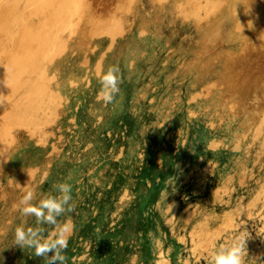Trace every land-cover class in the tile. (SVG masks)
Segmentation results:
<instances>
[{
    "label": "rangeland",
    "instance_id": "1",
    "mask_svg": "<svg viewBox=\"0 0 264 264\" xmlns=\"http://www.w3.org/2000/svg\"><path fill=\"white\" fill-rule=\"evenodd\" d=\"M174 1L71 0L75 8L56 19L50 7L0 0V20L11 26L0 23V71L35 12L26 29L41 27L43 44L9 90L25 97L35 84L28 116L1 133L0 150L14 138L27 165L10 167L11 155H0V264H46L14 245V233L56 231L21 215L19 202L28 191L34 205L60 198L59 183L71 185L75 210L57 224L84 221L81 206L93 218L66 252L69 264H211L237 238H246L242 264H264V0ZM111 66L122 83L105 105L99 80ZM65 67L71 73L60 75ZM108 160L117 173L99 188L93 174Z\"/></svg>",
    "mask_w": 264,
    "mask_h": 264
},
{
    "label": "bare ground",
    "instance_id": "2",
    "mask_svg": "<svg viewBox=\"0 0 264 264\" xmlns=\"http://www.w3.org/2000/svg\"><path fill=\"white\" fill-rule=\"evenodd\" d=\"M3 1V0H2ZM9 1H11V0H9ZM13 1V0H12ZM25 1H27L28 3H29V6H30V4L31 5H37V6H39V8H36V11L38 12V10H41V9H44V11H45V9H46V11H47V9H48V11L46 12V13H48V15L46 14V16H50V18L51 17H54V18H56L55 16H58V15H62V14H69L70 12V9H71V7H70V9H69V7H67V6H73L74 4L76 5V2H74V0H73V2H74V4L72 5L71 4V0H25ZM89 1V0H88ZM127 1V0H126ZM161 1V0H160ZM174 1V0H173ZM191 1V0H190ZM194 1H196V0H194ZM14 2H15V0H14ZM44 2L46 3V5L47 6H44ZM85 2V1H84ZM131 2V1H130ZM129 2V4H131ZM175 2V1H174ZM196 2H198V0L196 1ZM232 2V1H231ZM3 3V2H2ZM6 3V2H5ZM12 3V2H11ZM62 3H64L63 5H62ZM87 3V2H86ZM86 3H84V5L83 6H85V4ZM128 3V2H127ZM195 3V2H194ZM9 4V3H8ZM83 4V3H82ZM228 4V3H227ZM4 5V4H3ZM24 5V4H23ZM51 5V6H50ZM56 6L55 8L56 9H54L53 8V6ZM74 5V6H75ZM178 5V4H177ZM235 5V4H234ZM2 6V5H1ZM0 6V7H1ZM6 6V5H5ZM11 6V5H10ZM15 6V5H14ZM33 6H31V8L33 7ZM73 6V8H75ZM122 6V5H121ZM179 6V5H178ZM199 6V5H198ZM8 7V6H7ZM6 7V8H7ZM66 7V8H65ZM79 7V6H78ZM123 7V6H122ZM204 7V6H203ZM223 7V6H222ZM239 7V6H238ZM11 8V7H10ZM27 8H29L28 6H27ZM35 8V7H34ZM65 8V9H64ZM67 8L69 9V11H67L68 13H66L65 12V10H67ZM120 8V7H119ZM126 8V7H125ZM124 8V9H125ZM196 8H197V5H196ZM216 8H217V6H216ZM4 9V8H3ZM9 9V8H8ZM63 9H64V13H63ZM81 9H82V7H81ZM231 9V8H230ZM4 10H6V11H8L7 9H4ZM10 10V9H9ZM30 10V9H29ZM199 10V9H198ZM218 10V9H217ZM232 10V9H231ZM230 10V11H231ZM233 10H234V7H233ZM235 10H236V8H235ZM27 11V10H26ZM43 10H41V12H42ZM71 11H72V9H71ZM123 11V10H122ZM229 11V10H228ZM227 11V12H228ZM240 11V10H239ZM243 11V10H242ZM37 12H35L34 13V16H35V14L37 13ZM83 12V11H82ZM81 12V13H82ZM115 12V11H114ZM127 12V11H126ZM193 12H195V11H193ZM220 12H221V10H220ZM223 12H225V10L223 11ZM28 13V12H27ZM33 12H31V14H32ZM190 13H192V12H190ZM217 13V12H216ZM231 13V12H230ZM236 13H237V10H236ZM236 13H234V14H236ZM2 14H5L4 13V11L2 12ZM1 14V16H4V15H2ZM22 14H23V12H22ZM29 14V13H28ZM221 14V13H220ZM220 14H219V16H220ZM0 16V17H1ZM8 16V15H7ZM11 16V15H10ZM13 16V15H12ZM34 16H30L27 20H28V22L27 23H25V24H23V23H21V26H20V29L22 28V27H30V26H34V24L36 23L35 22V20H34ZM63 16V15H62ZM237 16V15H236ZM25 17V16H24ZM65 16H63L62 18H64ZM204 17V16H203ZM4 18H6L5 16H4ZM4 18L3 19H1L0 20V23L1 22H3V20H4ZM27 18V17H26ZM35 18H36V16H35ZM49 18V17H48ZM49 18V19H50ZM53 18V19H54ZM7 19H10L9 18V16L7 17ZM12 19V18H11ZM24 19V18H23ZM47 19V18H46ZM47 20L46 22L48 23V21H51V20ZM57 19V18H56ZM59 19H61V18H59ZM6 20V19H5ZM13 20V19H12ZM17 20V19H16ZM32 20H34V21H32ZM42 20V22H40ZM39 22L41 23V25H43V24H45V23H43L44 21H43V19H41ZM80 20V19H79ZM113 20V19H112ZM118 20V19H117ZM228 20V19H227ZM240 20V19H239ZM36 21H38V20H36ZM56 21V20H55ZM59 21V20H58ZM82 21V20H81ZM4 22H6V21H4ZM3 22V23H4ZM22 22V21H21ZM38 22V23H39ZM237 22H239L238 20H237ZM7 24L8 23H10V22H6ZM13 23V22H12ZM46 23V24H47ZM50 23H52V21L50 22ZM49 23V24H50ZM96 23V22H95ZM110 23V22H109ZM228 23H229V21H228ZM234 23H236V22H234ZM234 23H233V25H234ZM240 23V22H239ZM5 24V23H4ZM7 24H5V25H7ZM14 24V23H13ZM48 24V25H49ZM56 24V23H55ZM74 24H75V22H74ZM20 25V24H19ZM40 24H38V26H39ZM62 25V24H61ZM73 25V24H72ZM114 25V24H113ZM232 25V26H233ZM236 25V24H235ZM0 26H1V24H0ZM7 26H9V27H11L10 26V24H8ZM38 26H36L35 25V28H37ZM47 26V25H46ZM46 26H44L43 25V28H45L46 29ZM51 26H52V24H51ZM86 26V25H85ZM111 26V25H110ZM40 27V26H39ZM49 28H50V26H48ZM47 27V28H48ZM59 27V26H58ZM57 27V28H58ZM99 27V26H98ZM112 27H114V26H112ZM116 27V26H115ZM26 28H23V30H22V34L21 35H23V37H20V38H22V39H18L17 40V43H16V46H15V52L14 53H12L11 54V56H10V60H9V62L8 63H6L3 67V69H1V71H0V136H1V133L2 132H4V130L2 131V129L3 128H5L7 125H10V128H11V126L13 127V123H12V121L16 118H19L21 115H23V117H24V112H23V110L25 109V105H27L28 104V98L30 97H34V96H32L33 94H32V91L34 90V87H35V84H32L31 85V87L30 86H28V88H27V93H26V95H25V97H24V95H20V96H23L24 98H21V100H20V96L18 95V94H16V92H18L17 90L18 89H16L15 91H13V90H11L10 92H9V90L11 89V88H13V86L15 87V85L16 84H19L18 82H17V79H15L14 78V76L18 73V70H17V68L18 67H20L19 65H20V63H23V64H25L26 66H28V64H29V62H31V60L33 59V57H37L39 54V52L37 53V55H33V52L36 50L35 48L36 47H38L37 46V44H39V45H43V44H40V42H39V39H42V38H40V31L42 30V29H40V28H37V29H39L38 31H37V29L36 30H34V31H31V30H29V29H26ZM96 28V27H95ZM110 28V27H109ZM121 28V27H120ZM120 28H118V29H120ZM234 28H235V26H234ZM1 29V28H0ZM10 29V28H9ZM45 29L43 30V31H45ZM53 29V28H52ZM98 29V28H97ZM104 30H106V29H104ZM112 31H113V29H111ZM1 31H6L5 29H2ZM49 29H48V33H49ZM90 31H92V30H90ZM95 31H96V29H95ZM108 31V30H107ZM254 31V30H253ZM19 32H20V30H19ZM24 32V33H23ZM42 32V31H41ZM98 32V31H97ZM109 32V31H108ZM107 32V33H108ZM5 33V32H4ZM6 33H7V31H6ZM5 33V34H6ZM47 33V31H46V37H48V34ZM99 33V32H98ZM113 33V32H112ZM3 34V33H2ZM10 34V33H9ZM110 34V33H109ZM13 35V34H12ZM100 35V34H99ZM6 36V35H5ZM18 36H19V34H18ZM45 36V35H44ZM111 38V37H110ZM91 39V38H90ZM45 40H46V38H45ZM111 40V39H110ZM44 41V40H43ZM42 41V42H43ZM111 42V41H110ZM247 45V44H246ZM60 48V47H59ZM62 48V47H61ZM64 48V47H63ZM93 48V47H92ZM37 50H38V48H37ZM41 52H42V50H41ZM35 54V53H34ZM41 54V53H40ZM44 55V54H43ZM82 56V55H81ZM80 56V57H81ZM53 58V57H52ZM93 58V57H92ZM5 59L6 60H8L7 59V57H5ZM38 60V59H37ZM79 60V59H78ZM78 60H75L74 62H76V61H78ZM81 60V59H80ZM80 60H79V62H80ZM5 61V60H4ZM33 61V60H32ZM35 61V60H34ZM51 61V60H50ZM82 61V60H81ZM83 61H84V59H83ZM39 62V61H38ZM88 63V62H87ZM22 64V65H23ZM21 65V69H23L24 70V68L26 67L25 65H23L22 66ZM30 65V64H29ZM60 65V64H59ZM69 65V64H68ZM72 65H73V63H72ZM76 65H78V64H76ZM25 66V67H24ZM29 68V67H28ZM31 68V67H30ZM35 68V67H34ZM73 68H75L74 66H73ZM78 68V67H77ZM21 69H19V71L21 70ZM60 69V68H59ZM79 69V68H78ZM96 69V68H95ZM217 69V68H216ZM26 71V70H25ZM69 68L68 67H65V69H64V71L63 72H61V74L60 75H64V74H69ZM71 71H72V67H71ZM71 71H70V73H71ZM75 72V71H74ZM74 72H72V73H74ZM20 73V72H19ZM25 73V72H24ZM23 74V73H22ZM18 75V74H17ZM29 75V74H28ZM17 78L19 77V75L18 76H16ZM20 77H22V75L20 76ZM27 78V77H26ZM29 78V77H28ZM28 78H27V80H28ZM36 78V77H35ZM13 79L16 81H13ZM52 80V79H51ZM25 82V81H24ZM13 83H15L14 85H13ZM21 83V82H20ZM11 84L13 85L12 87H11ZM44 84V83H43ZM42 84V85H43ZM72 84V83H71ZM42 85H39L40 86V88H41V86ZM20 86H21V84H20ZM19 86V87H20ZM39 86H38V88H39ZM10 87V88H9ZM18 87V88H19ZM22 87H24L25 88V86H22ZM21 88V87H20ZM38 88H37V90H38ZM14 89V88H13ZM49 89V88H48ZM25 90H26V88H25ZM43 90H45V89H43ZM56 91V90H55ZM9 92V93H8ZM39 92V91H38ZM43 92V91H42ZM41 92V93H42ZM7 93V96L9 95V97L5 100V97H4V95ZM19 93V92H18ZM20 93H22V92H20ZM33 93H34V91H33ZM40 93V92H39ZM38 93V94H39ZM35 94H36V92H35ZM49 94V93H48ZM16 95H18V96H16ZM41 95H43V94H41ZM41 95H38V96H40L41 97ZM6 96V95H5ZM6 96V97H7ZM37 96V97H38ZM3 97H4V100H3ZM36 97V96H35ZM48 98V97H47ZM58 98V97H57ZM56 98V99H57ZM60 99V98H59ZM58 99V100H59ZM38 100V99H37ZM30 101V100H29ZM8 102V103H7ZM6 103L8 104V105H10V106H7V108L6 109H3L2 110V107H4L5 108V106H6ZM31 103V102H30ZM30 103L28 104V105H30ZM33 105V104H32ZM31 105V106H32ZM39 107V106H38ZM26 108H27V106H26ZM35 109V108H34ZM37 109V108H36ZM27 110H29V108L27 109ZM30 111V110H29ZM26 112V111H25ZM24 113V114H23ZM50 113V112H49ZM32 115V113H30L29 112V115ZM26 115V114H25ZM34 115V114H33ZM52 116H53V114H51ZM26 116H28V115H26ZM22 117V118H23ZM32 117V116H31ZM54 117V116H53ZM21 118V119H22ZM35 118V117H34ZM49 118V117H48ZM15 119V120H16ZM26 119V118H25ZM24 119V120H25ZM54 119V118H53ZM28 120H29V118H28ZM28 120H25V122H24V124H26V122L28 121ZM33 120V119H32ZM35 120V119H34ZM45 120V119H44ZM17 121V120H16ZM15 121V122H16ZM14 122V121H13ZM14 122V123H15ZM29 122V121H28ZM27 122V124H29ZM36 122V121H35ZM12 123V124H11ZM17 123V122H16ZM38 123V122H37ZM47 123V122H46ZM26 124V125H27ZM16 125V124H15ZM43 125V124H42ZM41 125V126H42ZM34 126V125H33ZM39 126V125H38ZM7 129V128H6ZM12 129V128H11ZM11 129H8V130H11ZM24 129V128H23ZM4 134V133H3ZM2 134V135H3ZM3 141H4V138L1 136V138H0V144L1 143H3ZM11 142L13 143V145L11 144V143H9L10 145H9V147L8 148H5V149H1L0 150V155H1V157L2 158H4L5 159V155H6V157L7 156H9V155H11L10 156V158H11V162H14V163H12V164H10V167L11 166H17V167H19V164H22V166L23 165H27V163L25 162V161H22L20 158V156H18V154H16V152H18L17 150H16V148H12L16 143H14V138L11 140ZM108 145H110V144H108ZM110 150V148H106V151H107V154H109V151ZM113 153H114V151H113ZM35 156H37V155H35ZM35 156H34V158H35ZM119 157V156H118ZM35 159H37V158H35ZM35 159H34V161H33V164L35 165ZM118 161H120V159L118 160ZM32 162V161H31ZM29 163V162H28ZM30 164V163H29ZM116 164V163H115ZM115 164H114V161L113 160H108L107 162H105L104 164H102L101 166H98L97 167V169H96V172H95V175L93 174V176L94 177H97V178H100L101 180H100V182H99V188H101L103 185H104V183H105V180H106V177L109 175V174H112L113 176L115 175V173H117V170H116V168H115ZM31 165V164H30ZM33 165V166H34ZM71 165V164H70ZM118 165V164H117ZM67 166V165H66ZM73 165H71V167H72ZM79 167V166H78ZM13 168V167H12ZM76 168V167H75ZM81 168V167H80ZM15 170H17L16 168H14ZM22 169L24 170V169H27V168H23L22 167ZM29 169V168H28ZM81 170H84V169H81ZM12 171V170H11ZM28 171V170H27ZM113 171H115V172H113ZM19 172V171H18ZM17 172V173H18ZM80 172V171H79ZM78 172V173H79ZM82 172V171H81ZM12 173H13V171H12ZM78 173H77V175H78ZM19 174V173H18ZM21 174V173H20ZM22 174H23V172H22ZM29 174V173H28ZM75 174H76V172H75ZM16 175V174H15ZM24 176V175H23ZM22 176V177H23ZM92 176V177H93ZM17 177H19V176H17ZM25 177V176H24ZM74 177V176H73ZM109 177V176H108ZM107 177V178H108ZM73 179V178H72ZM16 180V182H17V180L18 179H15ZM22 180V179H21ZM18 181H20V180H18ZM24 181V180H23ZM16 182H15V184H16ZM18 184V183H17ZM16 184V185H17ZM106 184V183H105ZM105 186V185H104ZM109 186H110V184H109ZM107 188H108V185H107ZM110 189V188H109ZM93 200H95L96 201V198H93ZM94 202V201H93ZM13 206V205H12ZM83 208V206H81L80 208H78V212H77V217H83V218H85L84 219V221L82 220V218H80L81 220H79V222L80 223H76V219L74 220L75 221V223H74V221H73V223L72 224H75L76 225V230L77 231H73V229H72V224L71 225H68L69 226V228H70V233H69V236H70V238H69V245H68V248H67V250L64 252V253H62L63 255H67L66 254V252H68L69 253V255H70V252L71 253H73L71 250H72V248H76V245H77V239H78V231H85V233H87V231L90 229V226H89V224H91L90 223V221L91 220H93V218L92 219H90V218H88V215H90L89 213L87 214V212L86 211H84V212H86V213H84L83 212V210L84 209H82ZM11 209V208H10ZM95 209V208H94ZM93 209V210H94ZM13 210V209H12ZM99 210V209H98ZM240 210V209H239ZM11 211V210H10ZM91 212H93V211H91ZM95 212H97V211H95ZM94 212V213H95ZM76 215V214H75ZM94 215V214H93ZM86 216V217H85ZM76 217V216H75ZM76 217V218H77ZM90 217H91V215H90ZM93 217V216H92ZM62 218V217H61ZM64 219V218H63ZM78 219V218H77ZM88 219H90V221L88 222ZM89 224H88V223ZM93 222V221H92ZM64 223H66L64 220L62 221L61 220V222H59L58 224H57V226L59 225V224H64ZM55 227V226H54ZM57 228V227H56ZM92 228V227H91ZM53 230H58V228L57 229H53ZM48 231V230H47ZM49 232V231H48ZM54 232V231H53ZM52 232V233H53ZM84 233V234H85ZM83 234V235H84ZM51 236H52V234L48 237V239L49 238H51ZM39 239V238H38ZM74 245V246H73ZM74 250V249H73ZM49 255H51V254H49ZM71 257V256H70ZM69 257V259H67V261H66V264L68 263H70V261H71V258ZM73 261V260H72ZM73 263H74V261H73ZM75 264V263H74Z\"/></svg>",
    "mask_w": 264,
    "mask_h": 264
},
{
    "label": "clouds",
    "instance_id": "3",
    "mask_svg": "<svg viewBox=\"0 0 264 264\" xmlns=\"http://www.w3.org/2000/svg\"><path fill=\"white\" fill-rule=\"evenodd\" d=\"M119 73L118 66H111L100 76L101 89L97 99L102 100L105 105L112 103L120 91L119 85L122 80ZM56 186L62 194L61 197L42 199L38 205L32 203L34 194L32 191H28L19 202L21 215L34 216L38 222L56 226L57 217L63 216L66 212H73L75 205L70 203L72 201L71 185L59 183ZM69 233L70 228L67 223L59 224L58 230L54 231L49 239H38L40 232L32 228L17 227L14 233V245L21 249H33L35 257L44 258L46 264H66L67 257L62 253L68 248ZM245 239L237 238L231 246L221 245L212 254L211 264H242Z\"/></svg>",
    "mask_w": 264,
    "mask_h": 264
}]
</instances>
